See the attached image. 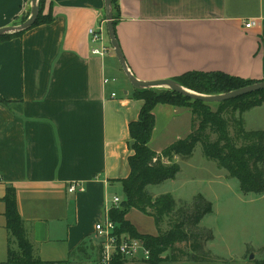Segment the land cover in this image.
Instances as JSON below:
<instances>
[{
	"label": "crops",
	"instance_id": "1",
	"mask_svg": "<svg viewBox=\"0 0 264 264\" xmlns=\"http://www.w3.org/2000/svg\"><path fill=\"white\" fill-rule=\"evenodd\" d=\"M117 4L116 40L137 80L221 72L264 82V0ZM30 9L31 0H0V29L21 24ZM49 9L51 23L0 42V264H7V188L36 257L47 264H95L94 226L116 206L120 181L130 174L128 125L142 102L133 99L110 46L104 0H45L43 14ZM249 21L255 26L246 29ZM92 29L107 49L103 56L91 54L99 48L89 41ZM153 116L149 148L156 154L191 131L187 108L159 104ZM157 141L164 146L153 148ZM71 183L83 191L69 193ZM137 214L131 210L126 220L138 233L156 235L139 230L132 220ZM123 264L145 262L138 256Z\"/></svg>",
	"mask_w": 264,
	"mask_h": 264
},
{
	"label": "trees",
	"instance_id": "2",
	"mask_svg": "<svg viewBox=\"0 0 264 264\" xmlns=\"http://www.w3.org/2000/svg\"><path fill=\"white\" fill-rule=\"evenodd\" d=\"M44 2L45 0H39V14L31 28L52 22L50 9L47 14H43ZM111 7L115 33L119 19L117 0H111ZM24 32L26 31L4 35L0 37V42L20 37ZM173 81L183 88L206 96L228 93L257 83L221 72H188ZM133 99L142 102V106L137 120L128 125L132 150V155L128 158L130 174L120 181L122 198L116 206L109 209L108 219L114 224L118 237L126 236L143 242L149 251V258L143 260L145 264L204 262L206 258L198 253L212 236L200 231L198 225L204 216L211 213V204L198 195L190 205L177 208L170 194L153 198L146 188L174 180L179 173L180 168L176 163L165 166L163 159L170 160L175 156L188 159L195 146L200 144L204 158L214 162L229 178L236 179L242 194H263L264 131H245L242 115L264 103V90L219 104L193 101L166 89L133 90ZM159 104L189 109L191 131L186 138L173 142L156 154L150 150L149 142L154 129L153 109ZM211 106H215L216 110L213 111ZM228 110L237 112L238 115L236 119L232 118L233 137L228 131L229 121L224 117ZM211 135L215 136L214 140L210 139ZM2 201L5 204L8 233L7 264H47L36 257L34 248L26 237L12 188L6 189ZM131 210L152 218L156 235L138 233L126 220V215ZM164 219L167 220V229L162 231L159 228ZM181 244H185L186 251L177 247ZM258 254L260 259L254 260L253 264H264V247ZM123 262L124 258L118 255L113 257L110 264Z\"/></svg>",
	"mask_w": 264,
	"mask_h": 264
},
{
	"label": "rangeland",
	"instance_id": "3",
	"mask_svg": "<svg viewBox=\"0 0 264 264\" xmlns=\"http://www.w3.org/2000/svg\"><path fill=\"white\" fill-rule=\"evenodd\" d=\"M211 109L215 111L216 107L211 106ZM224 117L229 121L228 131L233 137L232 118L238 117L237 112L232 113L228 110ZM242 120L245 131H264V104L260 108L245 112ZM210 139L214 140L215 136L211 135ZM162 145L163 143L157 141L153 148ZM162 163L165 166L176 163L180 171L174 180L147 187L150 195L170 194L177 208L190 205L196 196L201 195L212 208L211 213L204 216L198 225L200 231L210 233L212 236L198 253L199 256L206 258L205 261L165 264H253L254 260L260 259L258 251L264 247V193L242 194L236 179L229 178L224 170L218 169L214 162L204 158L200 144L195 146L190 158L163 159ZM118 198L121 199L122 195H118ZM137 215L142 217L140 214ZM135 219L132 220L140 231L146 233L156 231L153 220L142 218L140 223ZM159 229L162 231L167 229V220H163ZM177 247L186 251L185 244ZM83 249L85 248L82 247L80 250ZM250 255H253L251 260Z\"/></svg>",
	"mask_w": 264,
	"mask_h": 264
},
{
	"label": "water",
	"instance_id": "4",
	"mask_svg": "<svg viewBox=\"0 0 264 264\" xmlns=\"http://www.w3.org/2000/svg\"><path fill=\"white\" fill-rule=\"evenodd\" d=\"M39 0H31V9L29 17L22 22L21 24L13 27H5L0 29V37L9 34L20 33L23 31L29 30L33 24L35 23L38 14ZM104 13H105V23H106V30L107 36L110 43L111 48L113 49L114 55L118 61V64L124 73L126 79L128 80L129 84L133 88V90H146V89H166L176 94H179L185 98H188L193 101H200L207 104H219L226 101H230L236 99L238 97L262 91L264 90V82H257L255 84L228 92L220 95H213V96H206L201 95L195 92H192L186 88L181 87L173 80H160V81H153V82H142L137 80L129 71L126 66L125 60L122 56L119 44L116 40L114 27H113V20H112V7H111V0H104ZM253 255H250L249 259L251 260Z\"/></svg>",
	"mask_w": 264,
	"mask_h": 264
},
{
	"label": "built area",
	"instance_id": "5",
	"mask_svg": "<svg viewBox=\"0 0 264 264\" xmlns=\"http://www.w3.org/2000/svg\"><path fill=\"white\" fill-rule=\"evenodd\" d=\"M255 26L254 21L245 23L244 27L249 29ZM89 41L92 45H99V48L91 50L92 55L103 56L107 53V49L101 45L102 38L100 32L89 30ZM107 80H104V84ZM113 97L114 95L111 94ZM76 191L82 192L83 187L77 183H71L68 187L69 193ZM120 202L118 198H113L112 204L117 205ZM96 238H98V258L95 264H110L114 256L122 258H133L140 256L142 260L149 258V251L144 247L143 242L138 239H130L126 236L118 237L115 234V226L109 221L108 216L105 221L99 222L94 226Z\"/></svg>",
	"mask_w": 264,
	"mask_h": 264
}]
</instances>
